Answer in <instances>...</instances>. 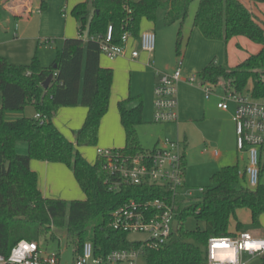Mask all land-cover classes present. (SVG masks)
<instances>
[{
	"label": "trees",
	"instance_id": "obj_1",
	"mask_svg": "<svg viewBox=\"0 0 264 264\" xmlns=\"http://www.w3.org/2000/svg\"><path fill=\"white\" fill-rule=\"evenodd\" d=\"M42 1V10L47 3ZM195 0H86L76 5L72 16L80 24V37L67 39L58 50L50 67H44L36 56L29 65H19L0 57V254L9 256L22 240L37 242L60 238L65 231L68 242L79 255L86 242H92L99 256L115 250L138 249L142 243L130 241L129 234L115 230L112 213L131 202L164 198L169 194L153 186L123 185L120 191L111 189L117 180L105 169L106 160L97 156L91 164L78 147H96L103 118L109 111L114 71L101 66V41L113 27L112 44H122L125 34L138 39L143 21L156 22L160 10L165 12V24L183 26L191 3ZM256 4L264 0H249ZM3 7L0 0V10ZM90 7L94 12L88 39L82 38ZM207 40L226 44L233 39L247 38L260 46L238 68L219 64L213 59L200 73L201 86L219 85L226 93H243L249 84L255 98H264V20L250 11L240 0H200L194 20ZM182 28L178 34L177 54L182 57ZM54 74L48 89L43 83ZM135 100L129 97L118 104L121 123L126 133V146L119 149L124 155L148 153L139 140L138 127L143 124L144 101L129 108ZM83 106L88 114L78 131L75 144L55 125L54 118L62 107ZM32 106L34 117L8 120L9 112L24 111ZM19 142L27 144L28 152H17ZM65 164L86 195L85 200L71 202L47 199L38 187V175L31 161ZM183 165L187 171L186 154ZM249 186L239 165L226 166L215 172L211 184L204 188L202 200L177 206L178 232L168 242L147 246V264H208L206 249L213 237H230L251 229L263 228L264 184ZM249 210L251 222L242 223L238 211ZM194 218L203 228L184 229V222ZM235 221V230L231 223ZM94 223V224H93ZM93 224V225H92ZM255 264H264V256Z\"/></svg>",
	"mask_w": 264,
	"mask_h": 264
},
{
	"label": "built area",
	"instance_id": "obj_2",
	"mask_svg": "<svg viewBox=\"0 0 264 264\" xmlns=\"http://www.w3.org/2000/svg\"><path fill=\"white\" fill-rule=\"evenodd\" d=\"M133 40L139 45V49H134L131 53L133 59H138L140 52L149 55L155 53L157 38L153 31L142 32L138 39L127 33L122 38V44L114 45L113 27L110 26L107 35L101 41L102 55L111 60L125 57ZM184 79L183 60L173 73H159V82L155 88L156 122L173 123L180 120L178 85ZM195 79L193 75L185 80L189 84H194ZM215 87L210 84L202 86L207 99L215 93ZM230 102L235 106L233 121L236 126L237 149L247 155V165L241 174L246 176L250 187L256 188L261 182L264 98H255L252 85L249 84L243 93H226L218 107L229 111ZM35 117L39 119L40 115L36 114ZM97 154L106 160L105 169L108 173L117 178L111 183L112 190L120 191L123 185L153 186L166 191L170 200L164 198L132 200L112 213V226L115 230L146 235L145 240L137 241L142 243L140 248L115 250L106 256H99L92 242H86L74 264H137V260L144 257V249L147 246L168 242L174 233L178 204L183 205L185 200L192 197V191L187 187L185 180L186 172L183 165L185 151L182 150L180 142L167 141L148 153L135 156L124 155L119 149H98ZM198 190L200 193L204 192V188ZM22 241L27 242L34 250L24 252L19 247L20 241L9 256L0 254V264H61L60 253L43 255L39 243ZM252 241H264V235L255 236L251 232H241L230 237L210 238L205 249L208 264H233L229 258L232 253L235 254V264H252L260 260L264 256V249L255 251L246 248V244Z\"/></svg>",
	"mask_w": 264,
	"mask_h": 264
},
{
	"label": "rangeland",
	"instance_id": "obj_3",
	"mask_svg": "<svg viewBox=\"0 0 264 264\" xmlns=\"http://www.w3.org/2000/svg\"><path fill=\"white\" fill-rule=\"evenodd\" d=\"M200 6V0H195L189 7V13L183 26L176 23L172 26L165 24V12L160 10L156 22H154V30L157 38L156 51L151 55V65L139 64L126 66L120 69L117 73V91L115 96L122 93L127 96H132L135 100L132 101V106L139 103V98L142 97L144 101V123L138 127V135L141 145L149 150H153L156 144L165 142H180L182 150L185 151L187 159L186 184L192 191V197L185 200L184 207L197 203L202 200V193L199 188L208 187L211 184L212 175L218 171L222 165L223 153L227 149L235 151L236 157V127L233 122V111L235 106L230 102V111H223L218 108L219 102L226 97V92L223 86H217L216 95H212L210 99L206 100V107L209 113V119L187 123L184 119L179 118L178 122L173 123H158L155 120L156 115V95L155 88L159 81V73H173L178 67L181 60L187 66V59L185 49L188 44L189 36L192 29H194V20ZM36 10L34 9V18L36 17ZM93 10L90 7L89 14L86 18V27L83 31L82 38L88 39V32L90 23L93 17ZM22 19L17 20L12 14L4 9L0 10V56L14 57L20 56L19 61L23 65H29L33 59L38 56L42 65H50L52 61L57 58L58 50L61 48V43L57 44H42L39 39L32 41L26 40L22 46L21 54L19 46L15 43H8L9 39H14L17 34L16 30L24 23ZM5 24L7 26H5ZM182 28L183 42H182V57L177 54V40L178 34ZM78 35H80V24H78ZM20 35V34H19ZM186 35V36H185ZM5 43V44H3ZM139 48V47H138ZM22 50H25L24 53ZM260 47L247 38H237L231 40L229 43L224 42V49L222 53V62L227 64L230 68H238L250 55L257 54ZM23 53V54H22ZM23 56V57H22ZM24 58V59H22ZM13 62V61H11ZM14 63V62H13ZM200 72L193 71L190 76H195V87H201ZM157 75V76H156ZM156 77L158 80L155 82ZM138 98V99H137ZM1 106V93H0ZM22 114L25 117H34L36 110L32 106H27L24 111L9 112L7 119L14 120L10 114ZM107 136V135H106ZM104 138V137H103ZM107 138V137H106ZM234 139V140H233ZM105 140V138H104ZM102 140L98 142V147L102 146ZM187 145V148H186ZM96 147L86 148L85 154L87 158L94 162L96 155ZM17 152L25 155L28 152L27 144L19 142L17 145ZM216 153L219 156H216ZM233 154V155H234ZM233 162L236 163V158ZM243 170V164L240 163ZM262 183L264 184V172L262 176ZM82 198H85L83 192ZM239 219L248 221L250 216L249 210L238 211ZM94 224V223H93ZM92 224V225H93ZM202 223H198L194 218H189L184 222V229L187 231L197 230L203 228ZM231 229H235V221L231 223ZM255 229L248 230L251 232ZM147 237L143 234L131 233L129 234L130 241H143ZM43 255L48 253H60L61 264H74L77 258L75 248L68 242L65 231L60 232V238L53 240L51 238L42 239L40 241ZM202 249L205 250L203 247ZM247 258V257H246ZM258 261L252 262V264ZM137 264H147L144 257L137 260Z\"/></svg>",
	"mask_w": 264,
	"mask_h": 264
},
{
	"label": "crops",
	"instance_id": "obj_4",
	"mask_svg": "<svg viewBox=\"0 0 264 264\" xmlns=\"http://www.w3.org/2000/svg\"><path fill=\"white\" fill-rule=\"evenodd\" d=\"M45 1L47 3V9L42 10L41 0H1L4 9L8 11L10 14H12L14 18H16L17 20L22 19L23 21L22 23H24L20 28L18 27V30H16L17 34L14 36V39L8 40L9 41L8 43H12V44L15 43L19 46L18 49H20L19 50L20 54H21L22 46L24 45L23 43L27 39L32 41L39 39V41L43 42L42 44H48V45L57 44L58 42H60L61 48H57V50H61L64 47V43L67 39H75L80 37V35H78V29H77L79 23L72 16V11L76 5H78L79 3H83L86 0H45ZM240 1L256 16L264 20V3L256 4L249 0H240ZM34 9L36 10L35 18H34ZM153 23L154 22H149L147 20L143 21L141 26V33L145 31L155 32ZM5 26L7 25L5 24ZM188 32H191V35L189 36V40H188L189 42L185 49L187 66H185L183 61V75L185 79L187 77H190V75L188 74H190L193 71L201 72L213 59H216L219 64H223L222 53L224 49V42L207 40L203 36L201 31L195 27L194 29H192V31H188ZM138 47H139L138 43L133 40L129 44L128 52L125 57H120L115 60H111L107 58L105 55H102L101 57V66L104 68H110L114 71V82L111 92L109 111L103 118L99 131V141L100 139L102 140L101 143L102 146L99 147L97 146L94 162H91V160L88 159L87 155L85 154L86 148L89 147L76 146V150L79 153H81L91 164H95L97 161L98 149H121L126 146V133L121 123V116H120L118 104L119 102L127 100L129 97L132 96L129 95L126 97L123 93L119 96H115V92L117 91L116 78L118 71L123 67L131 66V65L137 66L139 64H145V63L151 64L152 62L151 55L144 52H140V57L138 59L132 58L131 56L132 51L134 49H139ZM22 51L24 53L25 50ZM20 56H14L13 58L8 57L7 60L9 62L13 61L14 63L11 62L13 64H17V62L20 63L19 61H21L19 60ZM54 61H52L51 64L48 66L46 65L43 66L50 67L54 63ZM19 65H23V64H19ZM185 79L178 85L179 116L181 117V119H184L185 122L187 123L208 120L209 113L206 107V100L208 99L205 96V92L202 86L195 87L192 84H189ZM157 80L158 78L156 77L154 83H156ZM215 86L217 87L218 85ZM219 86L222 85L219 84ZM216 94H217V90L215 89V93L213 95ZM138 98H142V97L140 96ZM131 103L129 105V108H135L136 106L139 105L138 103V105L132 106ZM234 113L235 111H233V116ZM87 114H88V109L81 105L76 107H62L58 110L54 118V123L56 127L71 142L75 144L77 133L83 127ZM8 115L9 114H7V117ZM10 117H13L14 120H17L25 116H23L22 114L15 113L13 115L10 114ZM143 120H144V116H143ZM103 137L105 138V140ZM159 144L161 143L158 142L156 146ZM236 149H237V134H236ZM234 153H235L234 150L230 151L229 149H227L226 152L223 153L224 154L223 160H225V162L224 161L221 162L222 167L220 169L226 166H235V165H239L241 167L240 163H242L243 170L241 168V171H244L247 165V155L240 153L238 149L236 151V157ZM216 156L218 157L219 154L216 153ZM233 156L234 159L236 158V163L233 162ZM261 157H262V163H264V146L261 150ZM31 169L34 172H36L38 175V187L45 198L64 200L68 202L74 200L86 199V195L81 189L79 183L77 182L73 170L68 166H66L65 164L32 160ZM82 192L85 195V198H82L81 195ZM241 222L244 224L250 223L251 212L248 221L242 220ZM261 224L263 228L255 229L251 231L253 235L255 236L264 235V215L261 218Z\"/></svg>",
	"mask_w": 264,
	"mask_h": 264
},
{
	"label": "clouds",
	"instance_id": "obj_5",
	"mask_svg": "<svg viewBox=\"0 0 264 264\" xmlns=\"http://www.w3.org/2000/svg\"><path fill=\"white\" fill-rule=\"evenodd\" d=\"M20 248H22L24 250V252H28L30 250H34L32 248H30L29 244L27 242H24V241H21L20 245H19ZM246 248L248 250H255V251H260L262 249H264V241H259V242H256V241H252V242H248L246 244ZM15 251V249H14ZM233 264H235V254L232 253L230 254V257H229ZM223 259V258H221Z\"/></svg>",
	"mask_w": 264,
	"mask_h": 264
},
{
	"label": "water",
	"instance_id": "obj_6",
	"mask_svg": "<svg viewBox=\"0 0 264 264\" xmlns=\"http://www.w3.org/2000/svg\"><path fill=\"white\" fill-rule=\"evenodd\" d=\"M54 74H51L49 77H48V79L43 83V88L44 89H48L49 87H50V85H51V83H52V81H53V79H54ZM179 227H180V223H179V221L178 220H176L175 222H174V232H178V230H179Z\"/></svg>",
	"mask_w": 264,
	"mask_h": 264
}]
</instances>
